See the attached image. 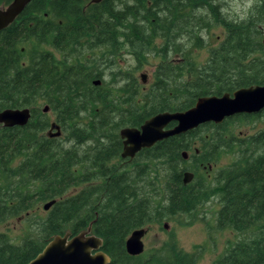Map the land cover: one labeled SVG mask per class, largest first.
<instances>
[{
    "label": "trees",
    "instance_id": "16d2710c",
    "mask_svg": "<svg viewBox=\"0 0 264 264\" xmlns=\"http://www.w3.org/2000/svg\"><path fill=\"white\" fill-rule=\"evenodd\" d=\"M222 1L32 0L0 31V111L31 114L24 127L0 125V227L19 219L29 226L17 240L0 231V264H27L55 235L77 234L90 222L109 264H198L200 251L185 253L174 239L139 256L127 254L125 241L163 220H193L215 195L216 227L238 238L211 264H264V131L228 133L259 113L203 124L120 158L121 129L185 111L204 96L264 86V0L236 19ZM217 27L224 36L208 45ZM203 49L199 63L193 52ZM123 53L136 63L160 58L148 87L134 75L138 63L122 69ZM41 105L59 137L44 134L51 123ZM226 153L232 163L217 167ZM215 170V191L181 183L185 172Z\"/></svg>",
    "mask_w": 264,
    "mask_h": 264
},
{
    "label": "water",
    "instance_id": "95a60500",
    "mask_svg": "<svg viewBox=\"0 0 264 264\" xmlns=\"http://www.w3.org/2000/svg\"><path fill=\"white\" fill-rule=\"evenodd\" d=\"M32 0H11L5 7H0V31L10 25ZM99 3L101 0H89ZM264 44V40H263ZM144 75L141 80L144 82ZM94 85H99L98 81ZM44 106L43 112L48 111ZM264 109V86L240 88L231 94L204 96L185 111L162 112L144 121L139 128H123L119 131L123 149L121 158H134L142 149H148L159 141L190 132L207 123L221 124L225 119L241 114H257ZM30 110L5 109L0 111V125L3 127H24L30 119ZM54 130L55 133L51 131ZM61 135L60 127L52 122L47 132L51 138ZM183 159L186 158V153ZM184 183L188 182L189 172H185ZM55 201L43 205L47 211ZM92 224L77 234L67 231L55 235L27 264H109L110 259L102 250L103 241L92 233ZM166 227V226H164ZM146 229L131 232L125 241V250L130 256L144 253L142 238Z\"/></svg>",
    "mask_w": 264,
    "mask_h": 264
},
{
    "label": "rangeland",
    "instance_id": "374dc122",
    "mask_svg": "<svg viewBox=\"0 0 264 264\" xmlns=\"http://www.w3.org/2000/svg\"><path fill=\"white\" fill-rule=\"evenodd\" d=\"M223 12L229 15V18L236 19V16L243 17L248 10L254 5L255 0H224L222 1ZM224 36V30L221 27L214 28L209 33L208 45L215 46L219 38ZM217 39V41H216ZM216 41V42H215ZM159 44V41H155ZM50 50V49H49ZM194 57L199 63L206 59V49L194 51ZM58 54L55 53V57ZM122 60V69H129L137 67L136 61L132 60L124 53L120 56ZM161 62L160 58L153 54L146 55L139 63L136 73L134 74L140 84L145 88L148 87L153 80V72L158 64ZM108 72V68L105 73ZM141 75H144V82L141 80ZM45 105H41L40 109L43 111ZM40 111V112H41ZM48 121H54L53 114L48 110L46 113ZM260 121V122H259ZM255 123L234 125L229 128V135L232 137H243L251 135L264 130V117ZM49 129L44 134L47 135ZM55 133L54 130L51 131ZM234 157L230 154H224L218 161L217 167L227 166L232 163ZM113 164V163H112ZM216 169V168H215ZM216 170L210 172L215 174ZM95 184H99L96 182ZM82 188L78 187L76 190ZM75 190V191H76ZM71 191V190H70ZM220 206L216 201L204 202L199 206L193 215V220L187 222L185 217L178 216L172 220H163L159 224H154L146 227V234L142 238L144 244V251L150 254L155 249L161 248L165 242L174 239L180 248L185 253H191L195 250L200 251L198 264H211L215 259L222 255L229 244L234 243L238 235L229 229H218L216 227V217ZM40 212H43V204L39 207ZM19 220H12L0 227V231H6L10 234L13 240H17L29 228L26 222ZM166 226V227H164Z\"/></svg>",
    "mask_w": 264,
    "mask_h": 264
},
{
    "label": "flooded vegetation",
    "instance_id": "af4514ba",
    "mask_svg": "<svg viewBox=\"0 0 264 264\" xmlns=\"http://www.w3.org/2000/svg\"><path fill=\"white\" fill-rule=\"evenodd\" d=\"M5 7V6H4ZM263 40H264V37H263ZM263 40H262V43H263ZM264 45V44H263ZM262 111H264V109L262 110ZM262 111L261 112H259V115H258V121L262 118V117H264V113H262ZM258 114V113H257ZM260 122V121H259ZM52 123V122H51ZM264 131V130H263ZM60 132H61V130H60ZM121 139V138H120ZM121 145H122V147H121V152H120V158H121V153H122V149H123V144H122V140H121ZM151 148V147H150ZM143 150V149H142ZM140 152V151H139ZM138 152V153H139ZM195 152H197L196 150H195ZM137 153V154H138ZM183 153H186V152H183ZM136 156V155H135ZM182 157H183V154H182ZM188 158V155L186 154V158L185 159H187ZM122 160H132V159H130V158H121ZM184 159V160H185ZM208 169L209 170H211V166H209L208 167ZM190 173V172H189ZM184 179H185V174H181V183L185 186V185H190L191 186V188H193V190H197V189H200V188H203V187H208V188H210V189H212V191H215V189H217V187H215L214 186V182H215V180H216V174H190V177L188 178V182H186V183H184ZM211 201H216L217 203H218V205L221 207V203H220V201H219V199H218V196L217 195H215V196H212V197H210V200L208 201V203L209 202H211ZM220 209V208H219ZM91 223V222H90ZM94 223V222H93ZM89 225V224H88ZM87 225V226H88ZM92 227H93V224H92ZM91 227V228H92ZM87 228V227H86ZM85 228V229H86ZM84 229V230H85ZM79 233V232H78ZM73 234V233H72Z\"/></svg>",
    "mask_w": 264,
    "mask_h": 264
}]
</instances>
